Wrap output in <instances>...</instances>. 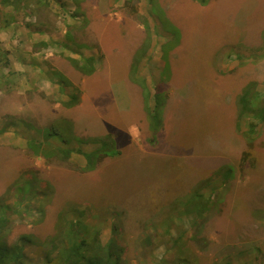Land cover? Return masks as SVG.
<instances>
[{
  "label": "rangeland",
  "instance_id": "1",
  "mask_svg": "<svg viewBox=\"0 0 264 264\" xmlns=\"http://www.w3.org/2000/svg\"><path fill=\"white\" fill-rule=\"evenodd\" d=\"M2 2L0 239L59 244L62 211L63 232L79 218L87 239L123 248L120 264H264V122L249 140L258 120L238 109L250 84L264 97V0ZM91 55L89 75L69 60ZM55 71L79 87L75 106ZM157 91L169 97L166 141L157 132L153 144L145 106ZM66 134L111 135L120 152L86 172L78 149L98 144L66 145ZM65 148L74 151L66 159ZM51 247L23 245L22 262L9 264H47Z\"/></svg>",
  "mask_w": 264,
  "mask_h": 264
},
{
  "label": "trees",
  "instance_id": "2",
  "mask_svg": "<svg viewBox=\"0 0 264 264\" xmlns=\"http://www.w3.org/2000/svg\"><path fill=\"white\" fill-rule=\"evenodd\" d=\"M2 3L7 2L8 0H2ZM205 4L207 0H198ZM137 59H139L137 57ZM71 63L80 70L83 74L89 75L92 74L96 67L97 58L94 55L91 56H83L82 58H74L69 57ZM137 61V60H136ZM139 62V60L137 61ZM136 62V63H137ZM138 68L137 64H133L132 66V79L140 82L143 88L144 100L147 102L150 96V90L148 88L146 79L141 80L138 77ZM56 76L58 77V82L61 85V90L64 89V83L66 85H71L73 87L71 94L68 99L64 101V104L67 107L75 106L80 102V89L78 86H74V84L69 80L62 72L55 71ZM146 86H145V85ZM167 96L165 91H157L154 96L153 105L146 104V112L149 121V128L154 133V136L150 139V142L155 144L157 142V136L155 135L163 126V113L164 107L166 104ZM238 109L239 115L243 116L248 113L252 115L253 119H257L258 121H250L249 130H248V139L250 140L253 134L256 133V127L259 122H264V97L260 94V92L254 90L253 85L246 86L242 93L238 98ZM54 125L48 127L43 131L44 140L43 143L50 145V140L52 136L57 134ZM32 144L30 141L28 146L36 152L38 155L42 152V144L41 142H36L32 140ZM60 142L64 144H70L71 142H76L77 144H88V143H97L98 146L89 152L82 151L78 149L85 157V164L81 167L83 171H92L94 170L98 163L106 156H116L119 154V149L117 148V143L115 138L111 135H107L103 138H83L76 135H64L60 139ZM50 147V146H49ZM44 149V148H43ZM50 149L51 153L45 152L47 157L56 155L54 149L48 148L46 151ZM73 149L65 148L63 149V153L61 154L62 158H69L73 153ZM28 184L30 185L31 182ZM26 182V183H27ZM32 186V185H31ZM21 187V186H20ZM26 189V191L30 190ZM62 211L59 214L58 219V229L57 231L61 233L60 238L61 242L58 244L57 239L59 236H54L53 238H49L46 241H40L34 234L28 233L21 236V245L18 243L13 244L11 246L7 245L4 241L0 239V264H9L10 262L21 263L24 257V252L22 250L23 245L28 243H40V244H50L52 245L51 249L46 252V262L47 264H120L122 259V251L123 248L117 246V242L115 240L109 241L107 244H102L99 239L94 236L91 240L87 239L86 236L90 235L89 229L87 225L80 220L79 218L70 220L67 222V228H62V220H63ZM2 221H6V219L2 218Z\"/></svg>",
  "mask_w": 264,
  "mask_h": 264
},
{
  "label": "crops",
  "instance_id": "3",
  "mask_svg": "<svg viewBox=\"0 0 264 264\" xmlns=\"http://www.w3.org/2000/svg\"><path fill=\"white\" fill-rule=\"evenodd\" d=\"M219 75H217V77H218ZM170 93V92H169ZM171 95V93L169 94V96ZM168 99H169V97L167 98V101H168ZM166 112V111H165ZM170 114V111H169V109H168V115ZM166 117H167V114H166ZM164 119H163V122L165 121V117H163ZM133 133H136L137 135H139L138 133H139V131H138V127L136 126V131H134ZM132 134V133H131ZM133 136L135 137V134H133ZM137 138H138V136H136ZM162 137V138H161ZM115 138V140L117 139L116 137H114ZM159 138H161V139H164L165 140V138H164V136L162 135V133L161 132H159ZM134 139V138H133ZM166 141V140H165ZM117 143V142H116Z\"/></svg>",
  "mask_w": 264,
  "mask_h": 264
}]
</instances>
